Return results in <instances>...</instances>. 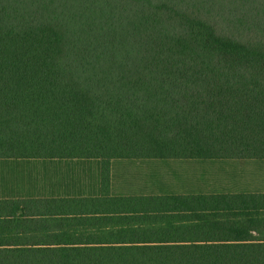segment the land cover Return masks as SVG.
<instances>
[{"label": "trees", "instance_id": "obj_1", "mask_svg": "<svg viewBox=\"0 0 264 264\" xmlns=\"http://www.w3.org/2000/svg\"><path fill=\"white\" fill-rule=\"evenodd\" d=\"M0 159L99 164L94 195L0 199V264H264V192L110 188L264 160V0H0Z\"/></svg>", "mask_w": 264, "mask_h": 264}, {"label": "rangeland", "instance_id": "obj_2", "mask_svg": "<svg viewBox=\"0 0 264 264\" xmlns=\"http://www.w3.org/2000/svg\"><path fill=\"white\" fill-rule=\"evenodd\" d=\"M34 166L39 168V174L30 171ZM23 169L9 173L1 170L0 178L31 181L34 188L26 184V188L17 191L27 193L34 189L35 194L42 196L89 192L97 184V165L82 159L30 162ZM10 174L14 176H6ZM111 183L115 193L264 192V161L120 160L113 162Z\"/></svg>", "mask_w": 264, "mask_h": 264}, {"label": "crops", "instance_id": "obj_3", "mask_svg": "<svg viewBox=\"0 0 264 264\" xmlns=\"http://www.w3.org/2000/svg\"><path fill=\"white\" fill-rule=\"evenodd\" d=\"M69 160H78V159H67V160H59V159H30V160H23V159H0V171L2 170L3 172H11L13 170H20V171H25L24 169L21 170V168L23 166H25V163H29L30 162H37V161H69ZM82 160H86V161H90L93 162L97 165V184L96 187L94 189H92L89 192H82V191H78L75 193H68V194H54L51 193L49 194V196H42V195H38L35 194L34 189L32 192H18L17 188H26L24 187L26 184L29 185L27 186L28 188H34L35 185L32 184L31 181L30 184L29 182L25 181H21L19 180H13V181H8L7 179H2L0 178V199H15V198H19V197H34V198H48V197H63V196H89V195H94L96 194V192L98 191V186H99V164L96 160H88V159H82ZM148 161V160H127V159H116L113 160L111 162V171H110V188H111V192L114 194H122V195H131V194H149V193H115L113 191L112 188V183H111V175H112V165L114 161ZM149 160H162V161H214V160H173V159H149ZM226 160V159H225ZM229 160V159H228ZM229 161H239V160H229ZM241 161H264V160H241ZM20 164H23L20 165ZM34 169H30L31 172H33L34 174H39L40 170L39 168H36V166L33 167ZM1 173V172H0ZM26 173V172H25ZM26 174H20L18 176L20 177H24ZM6 176H14L12 174L10 175H6ZM28 180V179H27ZM237 192V191H236ZM42 196V197H41Z\"/></svg>", "mask_w": 264, "mask_h": 264}]
</instances>
